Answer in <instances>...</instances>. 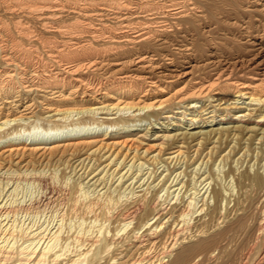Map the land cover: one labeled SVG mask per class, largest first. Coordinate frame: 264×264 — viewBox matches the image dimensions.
<instances>
[{
    "label": "bare ground",
    "instance_id": "obj_1",
    "mask_svg": "<svg viewBox=\"0 0 264 264\" xmlns=\"http://www.w3.org/2000/svg\"><path fill=\"white\" fill-rule=\"evenodd\" d=\"M22 3L14 33L0 26V264H205L233 239L227 264H264V69L213 55L202 63L210 71L192 75L215 0ZM176 54L191 56L190 70L176 68ZM171 112L191 114L190 125L234 123L141 128ZM42 123L50 132L32 136ZM246 156L256 168L236 173ZM219 158L236 192L212 181ZM23 183L36 188L28 198Z\"/></svg>",
    "mask_w": 264,
    "mask_h": 264
},
{
    "label": "rangeland",
    "instance_id": "obj_2",
    "mask_svg": "<svg viewBox=\"0 0 264 264\" xmlns=\"http://www.w3.org/2000/svg\"><path fill=\"white\" fill-rule=\"evenodd\" d=\"M6 2L8 4H13V5L16 4V3L17 4H21L22 2H25V3H22L23 5H25V4H28L30 2H34V0H22V1L21 0H15V1L14 0H6ZM6 2L5 3L0 2V16H1L0 19L2 20V21H0V26L3 25L6 28H8L9 30H11V32L14 33L15 29L17 27H19V25H20L19 23L20 22H23V18L18 19L19 16H18V12L17 11L19 9L17 10V8H18L17 4L14 6V10L12 11V9H7L6 8ZM215 2L217 3L216 5H218L217 10L213 8V10L215 11V13L214 14L212 13L213 15L211 14L210 17H209V19H207V21L204 22V24H207L204 29L205 30H210V31L209 32H201L200 31L198 33L199 34V37H200V40H199L200 42H198V45L200 46L199 48L201 49V52H197L196 55H195L194 60H191L192 63H197L199 65L196 69H194L195 72H193L192 75H196V74H198L199 72H202V71H207V72L210 71L209 69L204 70L203 69L204 67L202 66V63L204 62V60H206L207 57H212L213 55L214 56H220L221 58L225 57V58L230 59V60H232V59H238V58H241L243 60V58H244V60H243L244 61L243 62L244 64L243 65H245V63H247L245 66H248L249 65L250 67H252V66L255 65L254 68L264 69V0H249V1L248 0H219V1L218 0H215ZM224 3L226 5H224ZM224 6H225V9H222V8H224ZM188 58L190 59L191 56H186V57L183 58L182 55H180V54L177 55L176 54V57H175V61L177 63L176 64L177 65L176 68L178 70H182V71H188V70H190L189 69V66H188L189 63L187 62L189 60ZM189 76L190 75L179 77L176 80L177 82H175V83H178V82H181V81H185ZM155 91L153 92L154 94L158 93L157 90H155ZM167 91H168V89L165 88L161 92V94L163 93L165 95V93ZM166 95H169V94L166 93ZM87 97L88 96H86V98ZM242 100L243 99H241L240 101H242ZM201 103H202V101L197 102L195 105H200ZM238 104L241 105L242 103L239 102ZM198 109L199 108H197V110ZM183 110L185 112H187V113L190 112L189 110H186L184 107L174 108V111H183ZM100 112H102V113H100ZM104 112H105L104 110L103 111H99L98 112V115L96 114V116L99 117V118L100 117H103V116L105 117L106 114H104ZM220 112L221 111H217L216 114H218ZM141 113H143V111H141ZM170 114L172 116H170V118L168 117V118H165V119L164 118H161V116H163L164 114H161L159 116H150L149 118L144 119L142 122H140V123L143 124L141 126V128H144L145 126H147L148 129H149V131L152 132V131L157 130V129H162L163 128V127L161 128V125L162 124H164V125L167 124L168 125L167 128L168 129H171L173 131L176 130L178 132H181V131H183V130L186 129L189 132H194V131H199V130H202V131L209 130V129H211L213 127H216V126H219V125L220 126L222 125L224 127L227 126V125L230 126V125H233V123H234V122H226V123H222V124H217L216 121L219 118L217 116L216 119H215V121H213V122H210V123H205L204 122V123H202L201 121H198V122H194V124L190 125V121L187 120L186 118L188 116H191V114H184V115H182V114H180V112H177V113L171 112ZM78 116L79 115L71 116L69 118V120L72 117H75L74 119H76ZM177 117H181V119L178 120ZM198 117H199V115H198ZM162 121H163V123L161 124ZM40 122L41 121H38V124ZM175 122L181 123L182 126H181V124H180V126L174 125ZM136 123H139V122H136ZM201 124H202L203 127L200 126ZM196 126H198V127H196ZM189 127H195V128H192L191 129ZM49 132H50V130H48L47 129V126L46 125H43V123H42V125H39V127L36 128V130L35 129L34 130H31L32 136H36V137H39V138L46 136ZM23 135L24 136L25 135L27 136V134L25 132L23 133ZM210 146L211 145H209L208 147H210ZM257 146H259V144L255 140V143L253 144V147H257ZM228 148H226L221 154H226L228 152V150H229ZM242 151H244V149H242L238 154H236L234 156V158L237 159L240 156L242 158L244 156V155H242V153H243ZM207 152H208V149H206L203 152L202 157ZM156 153H157V151H154L150 155L156 154ZM254 155H255V153H254ZM165 156L168 157V154H164L163 155V157H165ZM247 157L248 156H246L245 161H244V163H243V165L241 167H239L240 163L236 165V160H234L232 162L231 166L233 165L235 167V169H236L235 172L236 173H238L239 171H241L242 169H244L245 166H246V164H250L251 163L250 165H252L253 163H255L254 164V167L250 166L251 168H249V171H251V172H253V170L256 168V160H254V157L250 160V162H247V160L249 158V157L248 158ZM206 159H207V157L205 158V160ZM220 159L221 158H219L213 164V171L215 170V173L213 174L212 181L215 180L216 187H219L220 189L222 188V190H224V191L226 190V188H228L230 186L231 189H233V191L236 192L237 187L235 186L234 180L232 179L233 177L232 176L225 177V175H224L225 171L229 168L230 164H229V162L226 163V161L223 162ZM174 160H172V162L169 164L170 168L173 166ZM169 161H170V158L168 159L167 162H169ZM263 162L264 161H261L259 163V165H261ZM163 163L164 162L159 163L157 165L158 168H157V171H156V175L160 171H162L163 169H166V164H163ZM204 163H205V161H204ZM180 164H181V161L178 164L176 163L175 166L176 167H179V166H181ZM209 164H210V160L208 161V164H207V166L204 169V171H205L204 172V175H207L209 173V171H208V165ZM175 166H174V168H176ZM204 166H205V164L202 165V168H201L200 172L203 171ZM144 167H145V169H144ZM144 167H143V171L142 172L144 173V172L147 171L146 174H145V177H146V176H148V174L152 170V165H147V163H146L144 165ZM184 167L185 166L183 165L182 167L177 168L175 170V172L172 174V177L174 176V174L176 172H179V171L183 170ZM237 167H239L240 169L239 168L237 169ZM190 168H188V170H190ZM126 169H127V167L122 171V173ZM261 169L263 170L264 168L263 167L260 168V171H261ZM129 172L130 171H128L126 173V175L124 176L123 179L126 178L127 174H129ZM167 172H168V170H164L163 171V175L166 174ZM73 175H74V173L72 172L71 173V176H73ZM77 176H78V174H76L74 177L70 178V180L73 179V178H76ZM181 176H182V173H181ZM152 177H153V174L151 175L150 178H152ZM88 179H89V177L87 179H85L84 181L86 182ZM95 179H96V177L93 178V179H91L89 181V183H92ZM150 180L151 179H149V181ZM115 183L117 184L118 182H115ZM115 183L112 185V187H111L112 189H113L114 186H116ZM227 183H229V186H228ZM107 186H108V184H107ZM135 186H136V184H135ZM19 188H18V195L21 196L22 198H28L30 195H32V193L34 194V192L36 191V188L33 185H30L28 183L21 184L19 186ZM223 188H225V189H223ZM103 190L104 189H102V191ZM235 192H233V193H235ZM226 193H228V191ZM212 200H213V198H209L208 201H210V204L213 203ZM231 204H232V202L229 204V206ZM222 210L224 211V208ZM48 218H49V214H47V215H41L40 218H36V219L37 220L39 219V224H40L41 222L47 220ZM33 219H35V218H33ZM28 220H30V218H28L26 220V222H28ZM54 223H55V221L53 222L52 225H54ZM223 223L221 225H223ZM57 224H58V222H57ZM50 225H51V223H50ZM234 240H235V242H234ZM236 240L237 239H233L232 241L228 242V244L230 245L229 246L230 248L227 246V242H225L224 244L227 247H225V246H224L225 248L222 247L223 248V252H222V248H220V249L218 248V249L214 250L212 252L211 256L209 257V259L208 260L206 259L204 261L205 264H213V263H215V264H217V263L227 264L228 263V261H226L227 258L229 260V257H228L227 254H228L229 251H231V249L232 250L234 249V247H235L234 245H237L238 244L237 243L238 240H237V242H236ZM226 248H228V249L226 250ZM224 250H226V251L224 252ZM216 257H217V259H216Z\"/></svg>",
    "mask_w": 264,
    "mask_h": 264
}]
</instances>
